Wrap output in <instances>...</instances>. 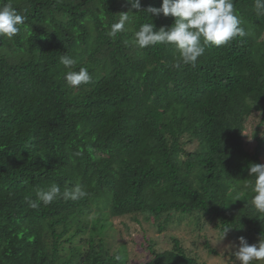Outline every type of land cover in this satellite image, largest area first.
Segmentation results:
<instances>
[{
  "label": "trees",
  "instance_id": "trees-1",
  "mask_svg": "<svg viewBox=\"0 0 264 264\" xmlns=\"http://www.w3.org/2000/svg\"><path fill=\"white\" fill-rule=\"evenodd\" d=\"M233 2L246 34L176 68L174 46L133 43L142 23L174 24L147 11L162 0H141V12L128 0H12L25 19L0 36V264H131L106 237L112 218L137 215L159 232L181 216L260 240L264 214L244 185L264 139L252 148L244 133L254 113L264 121V14ZM121 13L130 20L111 37ZM81 66L91 82L69 86L64 75ZM53 184L88 195L30 207ZM173 239L149 241L138 264H200Z\"/></svg>",
  "mask_w": 264,
  "mask_h": 264
},
{
  "label": "clouds",
  "instance_id": "clouds-1",
  "mask_svg": "<svg viewBox=\"0 0 264 264\" xmlns=\"http://www.w3.org/2000/svg\"><path fill=\"white\" fill-rule=\"evenodd\" d=\"M128 2L133 8L143 11L141 0H128ZM255 8L258 15L264 14V0H255ZM147 11L156 16L163 14L165 17H174L175 22L170 27H160L158 31L155 30L153 23H142L134 33L133 43L139 48L161 44L174 46L178 52L174 63L176 68H180L181 64L195 66L208 46L228 45L237 37L246 34L241 26V18L235 11L233 0H162L159 8L149 7ZM128 13H121L119 21L111 26L109 36L115 37L125 29V25L130 20ZM24 19V16L13 6L12 0L0 5V36L11 38L16 35ZM60 63L71 69L76 61L69 55H62ZM64 79L69 86L78 87L90 83L91 75L87 68L81 66L78 71H67ZM249 175L255 178L254 182L248 181L244 187L246 190L251 188L253 193L251 204L258 213L264 214V164H251ZM245 194V192L241 193V195ZM87 195L88 193L79 184L63 192L59 186L53 184L47 190H38L36 200L29 197L25 199L28 200L30 207L37 208L40 202L47 206L60 198L77 200ZM230 228V226L223 228V237ZM234 255L239 264L264 261V234L261 235L258 244H249L245 237H239L238 250ZM116 259L119 260L120 257L117 256Z\"/></svg>",
  "mask_w": 264,
  "mask_h": 264
},
{
  "label": "rangeland",
  "instance_id": "rangeland-1",
  "mask_svg": "<svg viewBox=\"0 0 264 264\" xmlns=\"http://www.w3.org/2000/svg\"><path fill=\"white\" fill-rule=\"evenodd\" d=\"M256 134L264 139L263 113L259 112L250 116L244 133L246 143L252 148L258 143ZM262 159L264 164V156ZM131 217L112 218V237H106V242L112 243L113 250L118 249L121 244L128 248L131 264H138L150 258L146 250L149 241L157 249H166L173 245L174 237L180 238L181 245L190 255L197 257L200 264H239L234 253L238 250L239 237L243 235L232 231L223 237V232L215 226L216 222L208 221L203 224V229H199L191 217L180 216L181 222L177 221L178 219L170 221L164 224V230L159 232L152 219L148 221L141 215H137V220H132ZM243 237L248 240V237ZM258 242L254 238L249 244ZM257 264H264V261H258Z\"/></svg>",
  "mask_w": 264,
  "mask_h": 264
}]
</instances>
